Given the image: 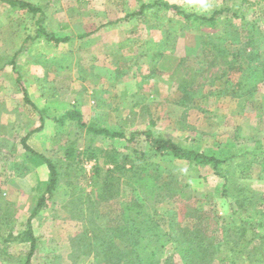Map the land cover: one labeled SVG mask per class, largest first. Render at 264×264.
<instances>
[{
    "label": "rangeland",
    "instance_id": "rangeland-1",
    "mask_svg": "<svg viewBox=\"0 0 264 264\" xmlns=\"http://www.w3.org/2000/svg\"><path fill=\"white\" fill-rule=\"evenodd\" d=\"M25 1L42 13L0 0V264L26 263L30 243L9 235L24 232L28 222L37 239L30 264H76L72 243L84 231L85 201L101 193L94 179L99 178L96 168L103 166L104 157H90L91 149L103 147L130 156L150 152L143 135L134 141L94 135L67 116L71 111L79 112L88 124L128 137L150 130L196 151L232 156L220 171L234 180L227 193L226 179L209 165L148 158L154 168L164 170L161 182L144 189L151 212L164 227L172 219L189 225L190 214H200L223 237L222 224L239 206L233 189L244 186L256 200L264 197V81L254 79L243 85L244 94L239 91L246 56L257 53L259 63H264L263 39L253 50L246 48L250 22L258 23L264 34V0H210L212 9L206 13L186 0ZM163 2L207 17L225 10L216 16V28H238L240 36L223 43L219 51L207 40L213 27L183 19ZM142 4L146 8L135 14ZM38 19L50 34L70 39L56 45L43 35L31 39ZM87 33L91 34L78 38ZM23 89L35 108L25 102ZM26 135L27 144L51 160L59 173L52 196L31 220L50 172L47 164L24 149L21 140ZM126 181L121 176L115 197L98 204L105 217L131 197L133 188ZM170 185L175 187L172 198ZM79 208L82 219L72 216ZM239 209L255 224L262 219L256 229L259 249L264 242V200ZM175 250L169 245L166 254L174 264H182ZM80 260L78 264H95L92 257ZM212 264L264 262L237 250L231 259Z\"/></svg>",
    "mask_w": 264,
    "mask_h": 264
},
{
    "label": "trees",
    "instance_id": "trees-1",
    "mask_svg": "<svg viewBox=\"0 0 264 264\" xmlns=\"http://www.w3.org/2000/svg\"><path fill=\"white\" fill-rule=\"evenodd\" d=\"M10 4L11 6H18L22 9L27 8L31 12L37 14L42 13L40 7H37L25 0H1ZM167 9H174L183 19L188 21H199L208 23L214 28V32L207 39L209 43L220 50L223 48V43L226 41H237L240 36V30L237 28L233 30L231 27H224L223 29L216 28V16L224 13L225 10H216L210 17L202 14L186 12L177 5H172L169 2H163ZM146 4H142L135 14L142 13ZM42 17V16H41ZM40 17V18H41ZM36 35L31 37L35 39L40 35L45 37V40L54 45L61 42L68 41L70 37L59 38L46 31L41 24L40 19L37 20ZM247 29L250 34L247 47L254 49V44L259 42V39L264 40V34L259 31L258 23H249ZM91 33L80 34L78 37L83 38L89 36ZM30 40V38H27ZM26 40V41H27ZM25 41V43H26ZM24 43V44H25ZM224 53V52H222ZM238 53V52H237ZM236 53V54H237ZM235 54V56H236ZM240 55V53H239ZM244 56L246 54H243ZM247 64L246 69L241 73V80H239V91L244 94V84L250 83L254 79L264 81V63L260 64V56L251 52L245 58ZM14 61V59H13ZM262 67L263 71H259ZM17 81L22 83L20 76ZM22 85V84H21ZM250 85V84H249ZM25 102L29 103L35 108V105L29 100L28 92L23 89ZM68 117L76 119L77 123L87 128V131L94 135L109 137L111 139H126L134 141L137 137L143 135L149 145L150 152L139 151L138 155L120 154L114 150H109L99 147L95 150L91 149L90 157L103 156V166L98 165L96 168V176L94 179L95 185L99 193L98 198L89 199L85 202L87 205L86 221L84 222V231L79 233L72 243V257L76 264L82 261L83 256L92 257L95 264H174L170 256L166 254L167 246H173L178 251L182 264H212L215 261L224 262L231 259L232 254L237 250L242 251L247 258L257 259L264 262V242L257 249L255 241L260 237V232L256 231L258 226L263 225L260 218L256 224L252 220V216H245L242 208L243 204L255 206L258 205V200H264L260 196L256 200L255 193L249 192L244 186L233 189L236 191L233 195L238 209L235 208L228 218L222 224L223 237H220L214 230H212V222L208 218H204L200 214H190V220L193 221L189 225H181L180 222L173 219L164 227L156 214L151 212L152 206L148 203V198L144 193V189L154 187L161 182L162 173L164 170L153 167L154 162H150L148 158H178L185 159L193 165H209L217 175L223 176L227 181L225 188L226 193L230 191L228 186L234 183L230 179L229 173L220 172L224 165H227L232 156L222 158L216 154L207 153L205 151H196L191 148L184 147L169 138L155 136L150 130L131 132L129 137L122 131L110 130L109 128L98 127L94 123H86L79 112L71 111L67 113ZM29 135L22 138L21 143L24 149L31 155L38 157L45 164H47L50 172L49 182L46 185L44 194L40 197L36 207L34 208L29 220L34 217L41 206L45 203L48 197H51L56 189L59 173L57 166L46 158L44 155L38 153L27 144ZM230 157V158H229ZM131 162V168H127L126 164ZM139 162L140 165L136 166ZM111 167L105 168L104 166ZM156 166V165H155ZM152 169V171H150ZM104 174H110L109 177H103ZM121 176L127 178L126 183L133 188L131 197L121 203L120 208L116 213H111L105 217L104 213L98 211V204L102 201H109L113 199L117 193L115 184L119 183ZM159 178V180H158ZM232 178V177H231ZM229 181V184H228ZM114 184V185H113ZM164 184V183H161ZM169 186V196L174 195L175 187ZM82 209L72 213L73 217L82 219ZM207 219V220H206ZM100 220H103L101 223ZM12 229V228H11ZM13 240L18 242L30 243V252L28 254L25 264H30L31 257L35 254L37 239L33 234L30 222H28L27 229L19 235H9ZM258 255V256H257Z\"/></svg>",
    "mask_w": 264,
    "mask_h": 264
},
{
    "label": "clouds",
    "instance_id": "clouds-1",
    "mask_svg": "<svg viewBox=\"0 0 264 264\" xmlns=\"http://www.w3.org/2000/svg\"><path fill=\"white\" fill-rule=\"evenodd\" d=\"M188 6H195L197 11L206 13L212 9L210 0H186Z\"/></svg>",
    "mask_w": 264,
    "mask_h": 264
},
{
    "label": "crops",
    "instance_id": "crops-1",
    "mask_svg": "<svg viewBox=\"0 0 264 264\" xmlns=\"http://www.w3.org/2000/svg\"><path fill=\"white\" fill-rule=\"evenodd\" d=\"M79 38V37H78Z\"/></svg>",
    "mask_w": 264,
    "mask_h": 264
}]
</instances>
